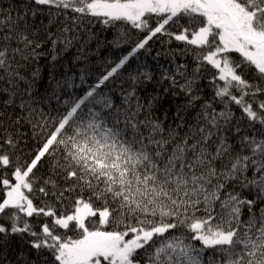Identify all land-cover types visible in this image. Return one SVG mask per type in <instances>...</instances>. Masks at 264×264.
I'll list each match as a JSON object with an SVG mask.
<instances>
[{
  "label": "snow or ice",
  "instance_id": "6c2138e0",
  "mask_svg": "<svg viewBox=\"0 0 264 264\" xmlns=\"http://www.w3.org/2000/svg\"><path fill=\"white\" fill-rule=\"evenodd\" d=\"M206 251L264 264V0H0V264Z\"/></svg>",
  "mask_w": 264,
  "mask_h": 264
},
{
  "label": "trees",
  "instance_id": "16d2710c",
  "mask_svg": "<svg viewBox=\"0 0 264 264\" xmlns=\"http://www.w3.org/2000/svg\"><path fill=\"white\" fill-rule=\"evenodd\" d=\"M92 31H94L100 39L99 53L97 56L93 57V60L96 61L97 63H95L94 67L92 68V74L86 77L87 83L84 85H80L77 88L69 89L67 91V94L65 95V98H71L73 93L75 94V96L81 95L85 91L87 86L90 84H93L96 80V77L99 76L103 72L104 65L102 61L105 59L116 61L119 57L126 55L127 52L133 46V44L135 43V37L137 35L135 32H133L132 33L133 40L131 42L124 43L121 47L116 48V47H113L110 42L112 41L113 36L115 35L116 31H120L121 33L124 32L123 26H121L118 29H112V28L106 27L102 23L94 22L92 25ZM172 46L173 45L162 44L160 41H157L156 43L153 44L152 51H153V54H155V52L157 51H164L167 48L172 47ZM137 55L139 56L140 54H137ZM141 58L143 59V57ZM187 60L191 67V57H188ZM135 62H136V59L134 57L133 61H130V63H135ZM147 62L149 63V65L153 63V61L150 58L148 59ZM166 62H167L166 58L161 57L160 63L164 64ZM177 62H184V60L183 58L178 57ZM76 83L79 84L78 79L76 80ZM202 83H207V81L206 80L202 81ZM208 91L210 94V90ZM25 131H27V129H25ZM195 246L198 248L201 245L199 244V242H196ZM210 255H211L210 251H206L202 254L203 264H207L208 257Z\"/></svg>",
  "mask_w": 264,
  "mask_h": 264
}]
</instances>
